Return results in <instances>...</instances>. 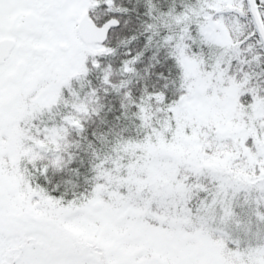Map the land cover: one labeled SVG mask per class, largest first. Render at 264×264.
Masks as SVG:
<instances>
[{"label":"snow or ice","instance_id":"snow-or-ice-1","mask_svg":"<svg viewBox=\"0 0 264 264\" xmlns=\"http://www.w3.org/2000/svg\"><path fill=\"white\" fill-rule=\"evenodd\" d=\"M0 264H264V0H0Z\"/></svg>","mask_w":264,"mask_h":264}]
</instances>
